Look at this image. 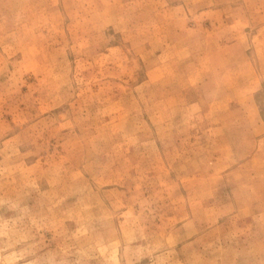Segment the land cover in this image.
<instances>
[{
  "label": "rangeland",
  "instance_id": "obj_1",
  "mask_svg": "<svg viewBox=\"0 0 264 264\" xmlns=\"http://www.w3.org/2000/svg\"><path fill=\"white\" fill-rule=\"evenodd\" d=\"M0 264H264V0H0Z\"/></svg>",
  "mask_w": 264,
  "mask_h": 264
}]
</instances>
